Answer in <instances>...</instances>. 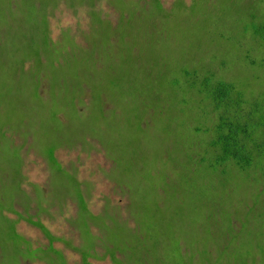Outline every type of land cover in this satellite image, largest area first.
Masks as SVG:
<instances>
[{"label": "trees", "instance_id": "trees-1", "mask_svg": "<svg viewBox=\"0 0 264 264\" xmlns=\"http://www.w3.org/2000/svg\"><path fill=\"white\" fill-rule=\"evenodd\" d=\"M95 1L70 0L74 7L84 3L94 6ZM153 1L157 12L152 28L171 29L175 18L170 13L158 12L164 5L162 0ZM263 1H257L260 5H251L242 0H194L179 7L189 9L184 17L189 16L193 23L210 22L214 29L209 30L208 36L217 45L237 42L234 52L241 65L260 69L262 73L243 75L236 81L232 77L236 68L222 54L213 51L214 57L208 65L203 54L205 57L202 56L198 66H186L183 56H179L183 52L176 53V71L185 77L184 84L179 78L172 80L168 75H160L164 95L155 96L158 99L154 108L141 106L145 107L142 112L146 114V124L154 121L162 128L173 124L168 131L159 128L162 137L153 144L146 139L145 123L128 125L121 114L124 107L136 111L127 105L126 91L142 67L131 63L146 61L132 57L125 50L128 40L124 27L127 28L129 21L126 14L115 25L93 11L89 31L83 33L85 42L79 43L71 28H64L57 40L51 37L50 6L57 4V0H0V45L6 44L22 55L7 65L13 76L0 79V105H11L6 113L0 111L3 119L0 120L3 155L0 158L4 163L1 167L9 163L4 159L6 152L14 155L13 146L17 143L13 135L19 133L25 139L31 137L29 146L35 147L49 162L52 175L64 174L75 180L76 176L57 159L56 151L61 147L88 144L86 138L91 137L112 158L113 166L107 176L111 178L109 174L114 169L116 179H111L128 195L126 207L136 225L122 229L116 221L118 213L116 217L108 213L112 211L109 203L104 212L110 216L90 211L80 185L76 198L80 200L83 237L89 240L93 235L89 221L99 220L102 231L100 236H95L106 246L95 245L89 251L75 247L81 252L84 264H90L88 258L93 257L91 252L98 247L116 264H192L185 261L192 240L198 244L195 246L222 244L223 231L227 233V249L220 257L216 250L215 255L208 251L211 264H256L264 260V55H258L259 49H264ZM124 2L113 4L120 5L124 11L127 6ZM220 5L222 16L216 15ZM217 36L220 38L215 40ZM165 46L161 51L164 56L180 52L172 45ZM2 51L5 56L9 54L6 48ZM209 51L206 47V55ZM45 84L50 89L49 97L41 92ZM253 84L258 90L250 92ZM193 90L201 100L199 113L205 115L202 103L209 102L218 121L210 129L195 128L196 137L186 143L183 138L178 141L182 131L178 129L185 127L189 120L193 100L189 94ZM80 125L86 133L81 134ZM174 134L173 141L165 142ZM79 136L81 139H77ZM128 154H136L143 166L134 165L133 157L132 165L121 163ZM11 166L14 169L4 170V182H0V193L4 194L0 196V214L6 220L1 225L10 229L7 237L17 251L26 241L17 232L16 221L5 212L16 211L15 204L24 188L21 169L12 163ZM11 177L18 178V182L12 184ZM11 187L16 189L2 191ZM232 220L241 226L238 234H234ZM28 221L48 235L52 247L58 237L40 220L28 218ZM111 225L121 230L117 239H123L126 233L130 236L128 243L116 251L112 249L113 253L107 240ZM173 236L177 240L171 246ZM233 238L240 243L238 251L233 249ZM198 257L202 258L201 254ZM203 257L207 259L206 252Z\"/></svg>", "mask_w": 264, "mask_h": 264}, {"label": "rangeland", "instance_id": "rangeland-1", "mask_svg": "<svg viewBox=\"0 0 264 264\" xmlns=\"http://www.w3.org/2000/svg\"><path fill=\"white\" fill-rule=\"evenodd\" d=\"M162 1L164 5L158 12H162L165 15L170 13L171 16L175 18L170 25L171 29H168L169 31L167 29L162 31L152 28V26L155 27V25L151 24L155 22L154 19L156 18L157 12L153 0L150 2L145 0V3H141V0H96L94 6L84 3L78 7H74L70 0H57V4H52L50 6L51 37L55 40L60 37L64 28H71L72 34L75 35L76 42H85L83 33L89 31L91 26L90 14L93 13V11L100 13L102 17L112 21L115 25H117L119 21H122V19L124 20L123 17L125 14L126 17H129L127 28L124 27L128 40L125 50H127V53H129V55L131 54L132 57L136 56L146 60H137L131 63V65L142 67V71L136 75L132 87L128 85V91H126V93L129 94L126 103L127 105H132L133 107L131 108L136 109V111L131 110L129 107H124L121 112L123 120L131 126L133 123L134 125L135 123L139 125L145 123L146 114L142 111L145 110V107L154 108L155 102L158 99H154L156 95H164L165 91L161 83L160 75L166 77L168 75L172 80L179 78L182 84H184L185 77L179 71H176V53L183 52L179 56H183L185 61L183 64L186 66L187 64L198 66L199 60L202 59L203 54L206 56H203L206 58V65L212 62L211 60L214 57L213 51L220 55L222 54L224 59L228 57L230 66L236 68L237 72L232 74L233 79L236 81L243 75H258L262 73L260 69H247L241 65L234 52L237 42L231 45L225 43L219 46L215 41H211L208 34L209 30L214 28H212L213 26L210 25V22L193 23L189 16L184 17L185 13L186 15L189 13V9L181 10L179 7L185 4L187 6L194 0ZM242 1L248 2L251 5H260L257 2L258 0ZM114 2L117 4H122L124 2L127 6L123 11L120 5L115 6L113 4ZM218 14L222 16L221 5L216 10V15ZM215 20L220 22V19ZM160 23L161 21H159L157 25ZM167 26L168 23H166L164 27L167 28ZM194 26H196V29L193 28ZM219 27H221L220 24ZM219 38L220 36L214 37L215 40ZM165 45H172L175 51L180 52H174L173 55L168 54L164 56L161 51L164 50L163 47ZM206 47L211 50L207 55ZM4 48H6L9 53L7 56H5L2 51ZM258 55L259 57L264 55V49H259ZM21 56L22 55L14 52V48H8L6 44L0 45V79H5L7 77L11 78V76H13L14 72H11L10 67L7 65L11 63V60H16L18 57L21 58ZM179 56L177 58H179ZM158 61L160 64H158ZM217 73V75L220 76L221 73L219 71H217ZM245 83L248 84L247 82ZM240 85L244 88L245 84L242 83ZM43 89L44 90H41V92L49 97L48 92L50 89L46 84L43 86ZM256 90H258V88L253 84V88L250 92ZM191 98H193V100L190 106L189 120L186 122L185 127L182 126L183 128L178 129H182L181 132L179 131L180 134L178 135L181 137H179L178 141H182L181 138H183L185 141L187 140L186 143L193 141L196 137L195 128L197 129L199 127L203 130L205 128L210 129L218 121L212 113L213 108L209 102L207 104L202 103V108L205 109V115H203V112L199 113L200 107L198 102H201V100L198 99L195 90L189 94V99ZM142 105L145 107L141 108ZM63 106H65V104ZM10 108V104L0 105V111H2V113H6ZM84 122L86 123V119ZM157 125L158 124L154 121H150V124H146L144 128L146 131V139H148L149 142H153V144H156L158 138L162 137L161 129L168 131L173 124L166 128ZM80 127L81 134L86 133L82 130L85 127L82 125H80ZM13 136L15 143H17L13 146V150L15 151L14 155H9L6 152V158L4 157L10 164L8 163L7 166L2 168L1 166H3L4 163L1 162L2 158H0V182H4L3 171H8L13 168L11 163L15 167L17 166L21 169L24 192H21L15 204L14 208H16V211H6L5 214L16 221V230L24 237L26 242H23L22 248L15 251V246L13 243L9 242L11 239L7 237L10 235L11 231L8 226L3 227L1 225V222L6 220H4L2 218L3 215L0 214V264H18V262L19 264H53V260L55 264H65L63 257L66 260V264H84L81 252L74 249L75 247H81L85 251H89L95 245H103L106 247L105 243H102L98 236H95L101 235V221L99 220L89 221V229L93 235H90L89 240L83 237L85 229L82 225L83 223L79 220L80 200L76 198L80 191V185L88 202V207L94 214L103 213L106 208V203H109L112 211L108 213L115 215V217V213H118L117 216H119V218L116 219V221L122 225V229H127L128 226L131 228L136 225L133 217L130 215L131 212L129 208L126 207L129 201L128 195L117 187L114 180H112L116 179V171L114 169L111 170L109 176L112 179L107 176V172L113 166V161L112 158L108 156L104 146L98 140L87 137L88 144L77 145L75 147H61L56 151L57 159L71 174L76 176L78 181L82 182L80 183L77 179L73 180L71 178H66L64 174H57V176L52 175L49 162L35 150V147L29 146L31 137L25 139L24 136L19 133ZM175 137L176 134L171 135L166 138L165 142H171ZM199 137L202 139L206 138L205 135H199ZM79 138L80 136L77 139ZM1 143L2 141L0 139V144ZM0 155H2L1 149ZM131 157H133L135 163L132 161ZM132 162L134 165L139 164V166H143V164L139 162V158H136V154L135 156L128 154L126 155V161H121L123 164L131 163V165ZM144 169L147 172L145 166ZM16 182H18V178L15 177L12 179V184ZM136 186L140 187V185ZM2 189V191L5 192V190H13L16 188L11 187ZM0 196L3 197L4 194L0 193ZM25 207L28 208V210H25ZM27 212L28 214H26ZM108 213L104 212L105 215ZM28 218L33 221L40 220L49 229L52 235L58 237V239L52 243V247H50L48 235L38 226L30 223ZM107 221L111 223L110 219H107ZM228 221L229 218L227 219V222ZM232 222L234 234H238L237 232L241 230V226L237 224L239 223L237 221L232 220ZM120 231L121 230L118 228L116 229V225H111L107 235L111 252L113 251L112 249L115 251L118 250L116 248L120 249L125 242L128 243L130 238L128 233L124 234V238L121 240L116 238V236H120ZM226 235L227 233L223 231L222 237H224L222 238V244L212 243L208 246L206 244L195 246L198 244H196L193 239L191 243L192 248L189 250L185 261H189L192 264H211L208 251L215 255L216 250L217 255L220 257L228 246V244L226 246ZM176 238L177 237L174 238V236L172 237L169 242L171 246H174L173 244L176 242ZM232 240L233 249L238 251V245L240 243H236L234 238L231 239V241ZM14 243L20 246L15 240ZM184 250H186V247ZM205 252L208 261L204 258L205 256L203 257ZM31 253L33 254L31 255ZM91 253L94 255L88 258L90 264H116L102 247H98L97 251L93 250ZM256 253L259 254L257 251ZM200 254L202 258L198 257ZM18 256L19 258H17ZM18 259L19 261H17ZM256 264H264V260H260L256 262Z\"/></svg>", "mask_w": 264, "mask_h": 264}, {"label": "flooded vegetation", "instance_id": "flooded-vegetation-1", "mask_svg": "<svg viewBox=\"0 0 264 264\" xmlns=\"http://www.w3.org/2000/svg\"><path fill=\"white\" fill-rule=\"evenodd\" d=\"M100 254V253H99ZM82 255V254H81Z\"/></svg>", "mask_w": 264, "mask_h": 264}]
</instances>
